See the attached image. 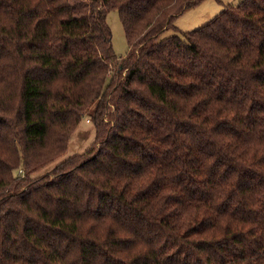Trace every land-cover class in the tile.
<instances>
[{"label":"trees","instance_id":"1","mask_svg":"<svg viewBox=\"0 0 264 264\" xmlns=\"http://www.w3.org/2000/svg\"><path fill=\"white\" fill-rule=\"evenodd\" d=\"M200 1L0 0V264H264V0Z\"/></svg>","mask_w":264,"mask_h":264},{"label":"rangeland","instance_id":"2","mask_svg":"<svg viewBox=\"0 0 264 264\" xmlns=\"http://www.w3.org/2000/svg\"><path fill=\"white\" fill-rule=\"evenodd\" d=\"M242 0H202L194 6L187 8L173 22V26L166 29L160 38L171 35H182L184 32L198 29L218 15L226 6L238 5ZM107 23L112 30V45L118 56H125L129 51L125 30L117 10L109 11ZM125 74V73H124ZM93 124L83 120L74 134L65 155L56 162L82 153L94 140ZM55 162V163H56ZM18 175L19 173L16 172Z\"/></svg>","mask_w":264,"mask_h":264}]
</instances>
